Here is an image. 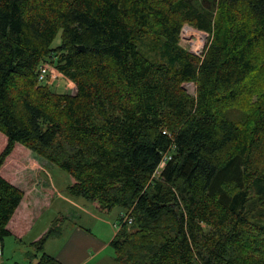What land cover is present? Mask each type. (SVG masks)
<instances>
[{
	"label": "trees",
	"instance_id": "1",
	"mask_svg": "<svg viewBox=\"0 0 264 264\" xmlns=\"http://www.w3.org/2000/svg\"><path fill=\"white\" fill-rule=\"evenodd\" d=\"M184 26L209 36L199 57ZM263 44L264 0H0V243L23 202L34 213L12 183L30 151L69 197L119 209L112 264H264V104L247 127L226 115ZM45 62L74 94L39 80Z\"/></svg>",
	"mask_w": 264,
	"mask_h": 264
},
{
	"label": "rangeland",
	"instance_id": "2",
	"mask_svg": "<svg viewBox=\"0 0 264 264\" xmlns=\"http://www.w3.org/2000/svg\"><path fill=\"white\" fill-rule=\"evenodd\" d=\"M187 27L190 29V35L189 33L182 34L181 46L189 53L199 57L209 36L203 31H199L190 26ZM183 35L185 37L184 39ZM200 36L203 40H201ZM59 42L60 35L54 40L52 46L55 47ZM258 61H264V44L259 48ZM44 65L47 69L44 82L47 83L53 91L68 94L75 93V85L73 83L60 75L50 63L45 62ZM262 67L257 76L250 81L249 86L243 92V97L234 105L227 108L226 115L228 119L241 127H247L250 124L255 106L261 103L264 104V66ZM249 87L253 88L249 90ZM184 89L191 96L194 95L195 87L192 83L185 84ZM29 153L31 155L29 156L28 164L29 161L32 163L31 158L38 160L41 164L39 165L41 166L40 168L45 169L46 172L44 174V179L54 186L56 193L63 197L71 198L66 193V187L71 182L70 176L52 163L38 157L32 152ZM61 196H55L51 207L49 209H44L41 218L34 226L29 237H26L23 241H13L7 238L3 240L1 264H34L36 257L42 252L51 255L58 249L74 226L83 227L102 239H106V236H110V239L113 238V235L117 232L113 224H117L120 213L119 209L116 208L109 213H102L100 215V220L96 221L82 210L69 205ZM79 203L85 206L87 211H93L89 203L85 200L79 199ZM103 222H108V225H105ZM52 223L56 224V226L54 225V228H56L55 233L48 238L46 245L43 246L42 252L36 251L35 248H32L30 245L31 236L40 231L41 227L44 225H47L46 227L48 229ZM109 242L105 250L88 264L113 263L114 251L110 247Z\"/></svg>",
	"mask_w": 264,
	"mask_h": 264
},
{
	"label": "crops",
	"instance_id": "3",
	"mask_svg": "<svg viewBox=\"0 0 264 264\" xmlns=\"http://www.w3.org/2000/svg\"><path fill=\"white\" fill-rule=\"evenodd\" d=\"M29 152L30 151H27L23 154V165L17 170H15V172L13 173L14 179L12 180V183L27 191V196H29L27 197L28 200H30L29 198H31V194L35 196L33 197V199H31V206L34 208V213H32V216L29 217V203L23 202L22 207L18 210L14 217V220L10 224L11 230L14 232L13 235H15V237H6L7 239H11L13 241H23L26 237H29V234L32 232L34 226L41 218L44 209H49L51 207L55 196H61L60 194L56 193L54 186H52L51 183L47 182L44 179V174L46 172L45 169L40 168L41 166L39 165L41 164L38 160H34L33 158H31L32 163L29 161L28 164L29 156L31 155ZM44 189L52 190L55 193L54 197L51 198L48 194L42 193V190ZM39 195H41L42 197H40ZM61 197L64 198V200L67 201L69 205H72L73 207L82 210L83 212L88 214L92 219L96 221L100 220V215L102 213L97 211L91 204L89 205L93 211H87L85 206L79 203V199L81 198L71 199L63 196ZM40 204L42 206H39ZM26 217H29L28 220L30 222L28 223L26 228H21L20 224L23 223V220H25ZM103 223L105 225H108V222ZM113 225L115 227L116 223ZM46 226L47 225L42 226L40 231L31 236L30 242L37 240L47 230ZM16 237H18V239H16ZM110 238V236H106V239H102L92 234L90 231H87L83 227L74 226L70 230L62 245L58 249H56L51 255H48L53 256L60 264H88L105 250L108 245V242L112 240ZM0 247L2 250V243H0Z\"/></svg>",
	"mask_w": 264,
	"mask_h": 264
},
{
	"label": "built area",
	"instance_id": "4",
	"mask_svg": "<svg viewBox=\"0 0 264 264\" xmlns=\"http://www.w3.org/2000/svg\"><path fill=\"white\" fill-rule=\"evenodd\" d=\"M190 31V29L187 27V26H184L183 28H182V30H181V33H180V45H181V39H182V34L183 33H187V32H189ZM189 35H190V32H189ZM188 35V36H189ZM197 36V35H196ZM185 37H184V35H183V39H184ZM189 38V37H188ZM200 38H201V40H203L202 39V37L200 36ZM46 73H47V69H46V67H45V65H42L41 67H40V71H39V80H44L45 79V76H46ZM170 159V157L169 156H167V155H165L164 157H163V159H162V161L160 162V164H159V166H158V168H157V170H156V174H158L159 173V170H161L163 167H164V165H165V163H166V161H168ZM123 218H124V220L125 219H127V216H123ZM115 228L118 230V226H117V224H116V226H115ZM1 255H2V250H1V247H0V264H1Z\"/></svg>",
	"mask_w": 264,
	"mask_h": 264
},
{
	"label": "water",
	"instance_id": "5",
	"mask_svg": "<svg viewBox=\"0 0 264 264\" xmlns=\"http://www.w3.org/2000/svg\"><path fill=\"white\" fill-rule=\"evenodd\" d=\"M80 50H83V47H79Z\"/></svg>",
	"mask_w": 264,
	"mask_h": 264
},
{
	"label": "bare ground",
	"instance_id": "6",
	"mask_svg": "<svg viewBox=\"0 0 264 264\" xmlns=\"http://www.w3.org/2000/svg\"><path fill=\"white\" fill-rule=\"evenodd\" d=\"M187 33H189V32H187ZM187 33H186V34H187ZM195 34H196V33H195ZM198 42H199V41H198ZM198 44H199V43H198Z\"/></svg>",
	"mask_w": 264,
	"mask_h": 264
}]
</instances>
